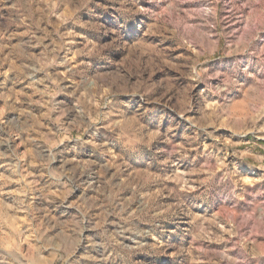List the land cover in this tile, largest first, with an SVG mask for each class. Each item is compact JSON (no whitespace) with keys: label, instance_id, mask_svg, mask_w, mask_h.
<instances>
[{"label":"rangeland","instance_id":"rangeland-1","mask_svg":"<svg viewBox=\"0 0 264 264\" xmlns=\"http://www.w3.org/2000/svg\"><path fill=\"white\" fill-rule=\"evenodd\" d=\"M0 264H264V0H0Z\"/></svg>","mask_w":264,"mask_h":264}]
</instances>
